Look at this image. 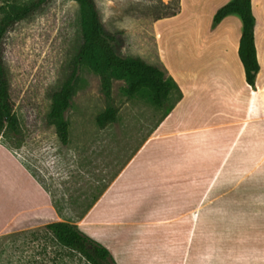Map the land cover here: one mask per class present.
<instances>
[{"label": "crops", "instance_id": "1", "mask_svg": "<svg viewBox=\"0 0 264 264\" xmlns=\"http://www.w3.org/2000/svg\"><path fill=\"white\" fill-rule=\"evenodd\" d=\"M229 1L178 0L176 14L154 23L159 64L177 85V98L76 222L117 264H264V0H251L259 64L254 88L238 55L239 15L212 27ZM178 23L185 27L171 52L161 34ZM164 148L190 158L147 161ZM11 156L0 147V161L35 184ZM128 171L148 177L121 182ZM142 185L165 192L170 209H184L158 219L128 218L139 210L130 194ZM205 187L226 189L205 197ZM221 198L222 205L211 207Z\"/></svg>", "mask_w": 264, "mask_h": 264}, {"label": "rangeland", "instance_id": "2", "mask_svg": "<svg viewBox=\"0 0 264 264\" xmlns=\"http://www.w3.org/2000/svg\"><path fill=\"white\" fill-rule=\"evenodd\" d=\"M26 1L0 0V6ZM94 2L105 32L114 36L112 44L118 55L159 65L154 23L173 13L177 0ZM184 27L178 23L161 34L166 36L171 52ZM79 44L78 4L74 0H50L5 36L2 61L18 131L6 130L0 136V147L11 153L38 187L22 174L18 176L10 162L0 161V264H87L77 252L60 246L45 225L52 221L76 225L177 98L176 90H172L164 104L157 106L147 89L129 96L124 91L125 80L113 77L108 100L100 75L90 65L82 64L77 68L70 106L64 113L68 140L62 144L49 119L52 95L68 76ZM110 104L116 109V120L100 127L96 116ZM162 153L147 161L178 163L190 158L171 148L162 149ZM141 173L128 171L121 182L136 175L139 179L148 177L144 176L147 172ZM223 189L205 187L202 194L211 197ZM157 191H146L143 186L132 192V205L139 210L128 218L158 219L180 210L181 206L170 209L171 204L164 203L166 193ZM191 198L188 208L194 205ZM223 202L224 198L217 199L211 207Z\"/></svg>", "mask_w": 264, "mask_h": 264}, {"label": "trees", "instance_id": "3", "mask_svg": "<svg viewBox=\"0 0 264 264\" xmlns=\"http://www.w3.org/2000/svg\"><path fill=\"white\" fill-rule=\"evenodd\" d=\"M49 1L6 2L0 6V136L4 135L6 130L18 131L13 104L8 94L6 70L2 61L5 36L16 24L30 19ZM74 1L78 4L80 44L68 76L52 95L53 103L49 113L55 134L62 144H66L68 140V123L64 113L70 106L77 68L82 64L90 65L100 75L101 88L108 100L111 99L110 80L113 77L125 80L124 91L129 96L143 88L147 89L157 106H162L169 93L178 89L162 65L148 64L139 57L121 56L116 53L112 44L114 36L105 32L94 0ZM178 9L177 0L176 10L165 16L176 14ZM232 13L238 14L242 21L238 55L244 68L246 82L254 88L259 64L255 52V18L251 11V0H231L221 6L213 17L212 27L223 17ZM115 120L116 109L112 104L96 116V123L100 127ZM45 229L60 246L77 252L87 264H115L109 251L82 233L77 225L67 221H52L45 225Z\"/></svg>", "mask_w": 264, "mask_h": 264}, {"label": "bare ground", "instance_id": "4", "mask_svg": "<svg viewBox=\"0 0 264 264\" xmlns=\"http://www.w3.org/2000/svg\"><path fill=\"white\" fill-rule=\"evenodd\" d=\"M7 198V197H6Z\"/></svg>", "mask_w": 264, "mask_h": 264}]
</instances>
